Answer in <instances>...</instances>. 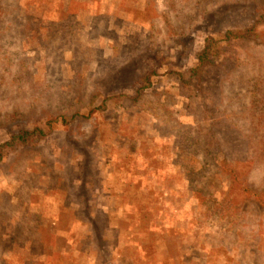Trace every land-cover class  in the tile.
Masks as SVG:
<instances>
[{
	"label": "rangeland",
	"instance_id": "obj_1",
	"mask_svg": "<svg viewBox=\"0 0 264 264\" xmlns=\"http://www.w3.org/2000/svg\"><path fill=\"white\" fill-rule=\"evenodd\" d=\"M208 2L0 0V138L42 112L91 113L100 207L95 219L77 206L62 130L34 136L0 169V264H264V43H236L243 59L218 117L250 140L236 149L210 142L211 116L175 79L125 89L110 109L89 102L100 71L147 45L173 54L175 32Z\"/></svg>",
	"mask_w": 264,
	"mask_h": 264
},
{
	"label": "trees",
	"instance_id": "obj_2",
	"mask_svg": "<svg viewBox=\"0 0 264 264\" xmlns=\"http://www.w3.org/2000/svg\"><path fill=\"white\" fill-rule=\"evenodd\" d=\"M232 2L239 3L240 7L230 10ZM207 4L202 12L191 16L188 25L175 32L173 54H161L147 45L138 50L130 61L119 66L111 65L105 72L100 71L101 74L96 79L92 78L89 102L102 97L103 104L98 108L110 109L114 105H110L108 101L127 95L124 93L125 89H131V96L138 97L147 89L158 88L164 78L167 80L165 85L175 79V83L189 88V103L191 99H197L203 117L211 116V129L207 135L210 142L214 145L227 144L236 149L239 143L250 141L244 131L231 121L232 118L227 116L219 121L218 117L222 111L221 105L230 93L228 90L231 84L227 83V79L239 69L243 59L236 43L241 38L264 43V3L209 0ZM92 118L91 113L42 112L28 125L19 128L7 125V137L0 138V169H5L14 162V151L34 145V136L57 135L55 131L60 129L64 142L61 144L63 151L59 158L70 176L72 194L80 198V205L77 206L83 213L99 210L98 205L95 209L91 208L96 201L95 190L98 186L91 173L96 134L93 132L88 135L85 120ZM68 160L70 165L67 164ZM243 190L248 194L250 191L255 193L248 186H244ZM259 195L260 192H257L256 196ZM259 197L257 199L264 202ZM94 214L95 219L100 218L97 212Z\"/></svg>",
	"mask_w": 264,
	"mask_h": 264
}]
</instances>
